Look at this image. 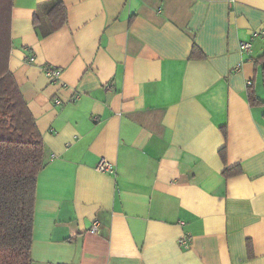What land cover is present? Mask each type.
I'll return each mask as SVG.
<instances>
[{
	"label": "crops",
	"instance_id": "0c3cea01",
	"mask_svg": "<svg viewBox=\"0 0 264 264\" xmlns=\"http://www.w3.org/2000/svg\"><path fill=\"white\" fill-rule=\"evenodd\" d=\"M10 37L46 161L31 264H264V0H12Z\"/></svg>",
	"mask_w": 264,
	"mask_h": 264
},
{
	"label": "trees",
	"instance_id": "16d2710c",
	"mask_svg": "<svg viewBox=\"0 0 264 264\" xmlns=\"http://www.w3.org/2000/svg\"><path fill=\"white\" fill-rule=\"evenodd\" d=\"M12 0H0V264H31L32 228L36 195V177L45 166L44 143L20 89L8 69L11 48ZM50 31L66 21L62 2L48 9ZM191 58L202 57L194 44ZM255 64L264 66V50ZM250 104H261L252 82L247 84ZM225 135V129L222 128ZM223 162L226 147L219 149ZM242 172L239 165L225 167V177ZM251 245L248 241L247 249Z\"/></svg>",
	"mask_w": 264,
	"mask_h": 264
},
{
	"label": "built area",
	"instance_id": "2783aa9c",
	"mask_svg": "<svg viewBox=\"0 0 264 264\" xmlns=\"http://www.w3.org/2000/svg\"><path fill=\"white\" fill-rule=\"evenodd\" d=\"M255 34V33H254ZM253 34V35H254ZM239 48L241 51H248L250 49V42L248 40H241L239 42ZM33 60V56H29L28 57V61H32ZM61 69L58 67H52V66H48L44 68V74L45 76L51 80H58L59 76H60V71ZM250 82L248 81V84ZM59 102V99H55L54 103L57 104ZM96 169L99 171H103V172H108V173H114V168L111 165V163H109L104 157H101L98 161V163L96 164ZM91 232H96L98 230V221L95 220L92 225L90 226L89 229ZM180 243L184 246L188 245V239H186L185 237H183L180 240Z\"/></svg>",
	"mask_w": 264,
	"mask_h": 264
}]
</instances>
